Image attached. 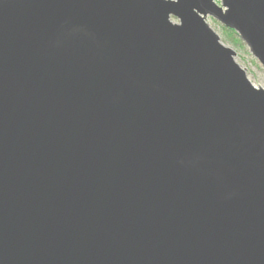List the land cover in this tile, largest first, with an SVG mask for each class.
<instances>
[{
    "label": "water",
    "instance_id": "obj_1",
    "mask_svg": "<svg viewBox=\"0 0 264 264\" xmlns=\"http://www.w3.org/2000/svg\"><path fill=\"white\" fill-rule=\"evenodd\" d=\"M208 16L264 68V0H0V264H264V88Z\"/></svg>",
    "mask_w": 264,
    "mask_h": 264
},
{
    "label": "rangeland",
    "instance_id": "obj_2",
    "mask_svg": "<svg viewBox=\"0 0 264 264\" xmlns=\"http://www.w3.org/2000/svg\"><path fill=\"white\" fill-rule=\"evenodd\" d=\"M174 22H179L176 18H172ZM207 22L211 28L220 36L221 41L227 47L232 48L236 51L237 55L235 57L237 63L243 67L248 75L249 80L256 87L264 88V68L257 58L253 56L250 52L249 47L239 39L235 33L236 39L239 41H234L233 38L226 33V30L220 22L212 18L211 16L207 17Z\"/></svg>",
    "mask_w": 264,
    "mask_h": 264
},
{
    "label": "trees",
    "instance_id": "obj_3",
    "mask_svg": "<svg viewBox=\"0 0 264 264\" xmlns=\"http://www.w3.org/2000/svg\"><path fill=\"white\" fill-rule=\"evenodd\" d=\"M226 33H227L228 35H230V36L233 38L234 41H239L238 39H236V37H235V33H234L233 31H231V30H226Z\"/></svg>",
    "mask_w": 264,
    "mask_h": 264
}]
</instances>
